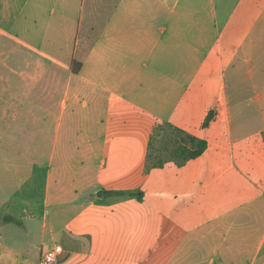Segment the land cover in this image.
<instances>
[{"label": "crops", "instance_id": "obj_1", "mask_svg": "<svg viewBox=\"0 0 264 264\" xmlns=\"http://www.w3.org/2000/svg\"><path fill=\"white\" fill-rule=\"evenodd\" d=\"M0 110V264H264V0H0ZM157 124L206 150L147 170Z\"/></svg>", "mask_w": 264, "mask_h": 264}, {"label": "rangeland", "instance_id": "obj_2", "mask_svg": "<svg viewBox=\"0 0 264 264\" xmlns=\"http://www.w3.org/2000/svg\"><path fill=\"white\" fill-rule=\"evenodd\" d=\"M12 79H11V84L16 87H19L20 82L18 81V79H16V77L14 75H12ZM8 121V119H5V116L2 112V110H0V174L5 175L6 173L4 172L2 165L7 163V160H9L11 158L10 156V150L9 147H6V140L7 138H11L14 137L16 135H20L22 134V136L28 139V143H31L32 140H34V136H32V131L31 129H27V130H16L11 128H7L6 126V122ZM171 138L170 135V131L167 127V125H162V127H160L155 135L154 141H153V150H152V156L154 157H162V158H168L169 157V152L164 151V150H160V148H162L167 141H169ZM8 150H7V149ZM29 151L30 149L34 148L33 146H29ZM7 150V151H6ZM27 164L28 166V171L31 168V166L33 165V163L31 161H28V163H24ZM6 171V170H5ZM1 176V175H0ZM0 182H2V184L0 185V197L4 198L5 196L9 195V193L12 191L13 187H14V179H12L11 177H6L4 176L3 178L1 177ZM35 187L39 188V179L37 180V183H35ZM35 194V193H34ZM37 195V194H35ZM54 210L52 208L49 209L48 211V221L50 223L51 219H53L54 217ZM72 216V214L69 215H64L60 218V222H65L68 221L69 218ZM51 228V225L49 224V228H48V236L45 239V243H43V246L48 247L53 241L54 238L52 237V234L49 232ZM41 240H39V246L41 245ZM42 254L41 250H37L34 249L31 253V259L35 262L40 258V255Z\"/></svg>", "mask_w": 264, "mask_h": 264}, {"label": "trees", "instance_id": "obj_3", "mask_svg": "<svg viewBox=\"0 0 264 264\" xmlns=\"http://www.w3.org/2000/svg\"><path fill=\"white\" fill-rule=\"evenodd\" d=\"M214 116L215 111L211 110L208 113L203 126H208ZM162 125L165 124H157L151 135L149 154L147 157V170L152 167L163 166L167 162V159H173L178 165H183L188 160L200 156L206 150L208 145L206 139L200 138L182 128L173 126L172 124H166L170 131L171 138L162 148H160V150L169 152V157L164 159L160 156H156L153 158V141L158 129L162 127ZM4 220L14 221L15 219L10 216H6Z\"/></svg>", "mask_w": 264, "mask_h": 264}, {"label": "built area", "instance_id": "obj_4", "mask_svg": "<svg viewBox=\"0 0 264 264\" xmlns=\"http://www.w3.org/2000/svg\"><path fill=\"white\" fill-rule=\"evenodd\" d=\"M63 251V246L59 243L53 244L48 249L44 250L39 258L38 264H52Z\"/></svg>", "mask_w": 264, "mask_h": 264}]
</instances>
